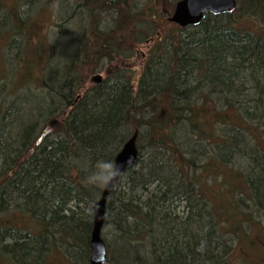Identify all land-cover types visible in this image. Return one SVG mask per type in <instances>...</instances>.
<instances>
[{"label":"trees","instance_id":"trees-1","mask_svg":"<svg viewBox=\"0 0 264 264\" xmlns=\"http://www.w3.org/2000/svg\"><path fill=\"white\" fill-rule=\"evenodd\" d=\"M25 1L0 0V14L8 12L0 32L10 37L1 55L3 73L7 54L19 44L18 86L35 80L37 87H51L53 106L65 107L53 116L55 127L41 99L28 111L18 107L13 118L10 107L0 112V243L4 232L10 235L0 264H45L53 250L71 264H89L92 206L104 187L85 179L98 160L115 156L110 151L120 125L137 123L147 126L153 162L140 171L144 152L138 144L136 166L109 197L107 264H228V235L248 238L241 220L253 221V213H238L229 194V203L226 198L218 206L221 193L208 194L213 179L205 174L216 172L222 191L238 204L250 200L264 210V29L242 23L248 16L264 21L255 16L264 15V0H238L233 12L209 13L186 28L169 22V9L163 10L169 0H76L75 8L87 15L66 9V24L56 28L63 36L53 42L48 31L35 40L34 15L55 5ZM86 20L91 25L85 33ZM138 44H151L140 74L122 64ZM99 69H107L103 81L87 86L89 73ZM183 119L195 136L186 148L172 131ZM208 119L212 129L204 124ZM70 134L76 143L64 145ZM175 200L188 210L180 220L170 209Z\"/></svg>","mask_w":264,"mask_h":264},{"label":"rangeland","instance_id":"rangeland-1","mask_svg":"<svg viewBox=\"0 0 264 264\" xmlns=\"http://www.w3.org/2000/svg\"><path fill=\"white\" fill-rule=\"evenodd\" d=\"M42 1L43 0H41L40 3H42ZM75 1L76 0H51V3L55 5V8L53 7L50 13L44 12V13H40L39 15H34L35 16V26H36V30H37V34H35V37H36L35 40L39 39L40 36L42 34L46 33L47 31H48V33H46V34L49 35L50 40L52 42L55 41L54 38L58 39L57 36H59V35L62 36L63 31H61V30H59V34L56 35L57 24H62V23L67 22V17H69L68 14H65V10L67 9V11H68V9H69V8H67V6H68L67 4L72 3L74 6V3H76ZM172 3H173L172 0H169V3H167V7H169V8L163 9L165 12L168 11L166 9H169V11H168L169 17H171L173 15V11H174L173 9H174L175 4L173 5V7L171 9ZM70 7H71V5H70ZM1 9H3V8H0V10ZM78 10H80V12L85 13L87 15V13L82 8H79ZM250 12L252 13L253 11H250ZM244 15H247V14H244ZM252 16H254V15H252ZM255 16L263 18L264 15H255ZM248 18H249V16L243 18V19H245L242 21V23L244 25H249V26H253V27L257 26V27H259V29H264V21H261V20L259 21V20H257L258 18H255V17L253 18L254 20H249ZM90 24H91V22L88 23V21L86 20L85 28L87 29L90 26ZM75 25H77V24H75ZM165 27L167 29H169V28H172L173 26L167 25ZM173 28L176 29L175 27H173ZM174 29H172V30H174ZM9 40H10V37L8 35H5V33L1 31L0 32V60L4 59V57H2L1 55L5 51V48L7 47L6 46L7 42ZM48 42H49V39H48ZM74 43H75V41H74ZM59 45L60 44H58V46ZM150 45L151 44H147L146 46H144L142 44L136 45L134 52H132V53H134L133 56L130 59H127L126 62H123L122 64H124L127 67V69H129V70L131 69L132 71H136V72H138V74H140L142 71V66L149 56ZM45 47H47V46H45ZM61 52H62V50H61ZM11 53H12V51H10V54ZM10 54H7V56H10ZM3 63L5 64L6 62L4 61ZM3 63L0 62V84H2V85L5 84L6 81H8V78L12 77V76L10 77L8 75L9 74L8 72H11V70H13L14 66H16L14 63V60L12 61V63H11V60H7L8 67L6 66L7 67V69L5 71L6 73H3L4 72V69L2 67ZM1 64H2V66H1ZM11 73H14V72H11ZM18 73H19V71L14 73L15 78H16V81L13 82L14 86H13L12 82L10 81L11 83H8V85L6 84V86H4L5 87L4 90L1 89V87H0V112L4 108L6 109V107H10V109L12 110V113L8 117V119L10 117L11 118L15 117L13 114L15 113V111H17V108L19 106L25 107V110L28 111L29 109H31V107L34 108L35 105H37L38 98L27 97V100H26V96H21V98L19 97V94L23 90L29 89V90H32L34 93H40L41 92V94H46L48 91V87H37L35 80L34 81L31 80V83L29 82L26 85L22 84V85H19L17 87V85H18L17 79L19 76ZM106 73H107V69H104V70L99 69L97 71L95 70V71L89 73L88 80H87V86H91V85L96 84L97 81H95L94 78L98 75L105 77ZM47 74L49 77V73H47ZM46 81L50 86H52V82L50 79H49V81L46 79ZM15 87L17 88L16 91L14 90ZM16 101H18L17 104H15ZM19 108H18V110H19ZM209 118H211V117H209ZM211 119L206 120L204 123L205 126L207 128H210V129H212L214 126V122H212ZM0 121H1V119H0ZM57 121L58 120H55V121L50 120L49 124H51L52 127H55ZM5 127H4V129H6L5 130L6 132L10 131L8 129V127H6V128ZM0 129H1V124H0ZM4 134H7V133H4ZM143 150L145 151V147L142 145V151ZM211 167H212V164H211ZM214 169H216V168H214ZM236 170L237 169L234 167L233 171H236ZM1 171H4V170H1ZM208 175L209 174H205L206 179H208L210 177H212V179H213V185H211L208 188V190H209V191H207L208 194L210 195L211 192L217 191V190L221 193V195L223 194V196L220 195V197L217 201L218 206L221 203L223 204V206L225 205L223 201H225L226 198H228V194H229L230 200L232 199L231 203H233V204H231V206H235L236 207L235 210H237L238 213H242L245 216H246L245 213H248V212L253 213V216H252L253 221L248 222V221H246L247 219L245 217H243V219L241 220V229L246 234V236L248 238H246L245 240H240V238L238 236L234 235V233H232V232H230L228 235V238L231 240V242L233 244V248H232L233 250H230V252L227 256V259L229 260L228 264H264V246L259 245V243H262V239L264 240V210L261 208L259 209V208L255 207L253 202L250 200H246L248 204H242V203L238 204V200L236 201L234 195H232L231 192H228L227 190H223L224 192L222 191L221 188H223V187L221 186V184L218 181H216V177H215L216 172H213L212 176H208ZM204 189H206V187ZM230 200L228 198V203ZM175 201L176 202H174L173 205L171 204L170 209L173 210L177 214L180 213L181 215H185L188 212V210H187V207L182 205V204H184V202L181 203V201H179V200H175ZM228 206H230V205H228ZM239 219L240 218L238 217L237 220H239ZM226 227L227 226L225 225L224 229H226ZM108 229L110 230L111 227ZM107 237H108V235H107ZM109 237H111V236L109 235ZM108 239H110V238H108ZM254 243H256V244L254 245ZM51 252L52 251H48V256H45L46 262L44 260L45 258L43 259L45 264H71L69 258L67 257V255L65 253L61 252L60 250H58V252L56 250H53L52 253Z\"/></svg>","mask_w":264,"mask_h":264},{"label":"water","instance_id":"water-1","mask_svg":"<svg viewBox=\"0 0 264 264\" xmlns=\"http://www.w3.org/2000/svg\"><path fill=\"white\" fill-rule=\"evenodd\" d=\"M236 7V0H179L169 20L182 27L193 26L200 24L208 13H231ZM94 80L100 82L102 77L98 75ZM136 140L137 138L134 136L125 142L115 157V164L120 167L122 174L138 160L139 151ZM118 181L115 182L114 186L105 187L101 199L93 206L94 226L89 245V264H106L108 260V248L103 237V228L106 219L108 197L114 192Z\"/></svg>","mask_w":264,"mask_h":264},{"label":"bare ground","instance_id":"bare-ground-1","mask_svg":"<svg viewBox=\"0 0 264 264\" xmlns=\"http://www.w3.org/2000/svg\"><path fill=\"white\" fill-rule=\"evenodd\" d=\"M37 1H39V0H37ZM237 1V4H238V0H236ZM25 2H31V3H33L34 4V0H27V1H25ZM68 6H67V8H69V9H71V7L73 6V4L71 3V4H67ZM70 5H71V7H70ZM25 7H27V5L25 4ZM76 7V5H75V3H74V6L72 7V9H79L78 7L77 8H75ZM83 9V8H82ZM84 10V9H83ZM8 12H6V11H1V14H0V19H7V17H8V14H7ZM88 13V12H87ZM83 15L84 16H86V14L85 13H83ZM77 18H80V17H77ZM3 24V22L2 21H0V25H2ZM66 24V23H65ZM65 24H64V26H65ZM91 25V24H90ZM10 27H11V25H10ZM90 27V26H89ZM88 27V28H89ZM85 33H86V28H85ZM63 36V35H62ZM62 39L60 38L59 40H58V43L59 44H61L62 42ZM19 44H16V46H15V48L12 50V53L10 54V60H11V63H12V61L13 60H20V58H21V56H22V52H21V48H19V46H18ZM58 48V51L56 52V55H57V53L59 52V46L57 47ZM56 55H54V58L52 59V64H53V62H54V59H55V56ZM0 62L2 63V59L0 60ZM50 67H51V65H50ZM50 67H49V69H50ZM56 66H55V64H54V68H55ZM11 72H14L15 73V68H13V70H11ZM11 72H8L9 74V76L11 77L10 78V80H11V82H12V84H13V86H14V83L13 82H15L16 81V78H15V74L14 73H11ZM49 73V72H48ZM9 81V80H8ZM11 82H9V83H11ZM17 87H18V85H17ZM137 86H135V85H133V88H136ZM53 93V91H52V89H51V87H48V91H47V93L46 94H41V92L40 93H34L32 90H23L20 94H19V97L21 98V96H26V100H27V97H29V98H38V99H41L42 101H44V103L48 106V110H49V113H50V117H51V119H53V116L54 115H56V114H58L59 113V111H61L62 110V108H64L65 107V103H63V102H60V104L57 106V107H54L53 106V102H52V100H51V94ZM194 99V96H190V97H188V98H185L184 100H186V101H191V100H193ZM19 101V100H18ZM18 101H16V103L15 104H17V102ZM181 101H183V100H181ZM20 108H23V106H19ZM64 113V112H63ZM53 121H55L54 119H53ZM143 123H146L147 124V122H143ZM148 124H152V122H148ZM143 129H147V126L145 125V124H142V123H137V124H134V125H131L130 127H126V126H124V125H120V133H119V139L117 140V142L114 144V145H112L111 146V151L110 152H112L113 151V153L115 154V156L113 157V159L111 160L113 163H115V157H116V155L118 154V151H117V148H118V146H119V144H120V142L124 139V141L125 142H127L130 138H132V137H134V136H136V138H137V143L140 145V146H144L145 147V151L143 150L142 152H144V155H143V157H144V165L142 164V167L140 166V165H138V167H137V169H140V167H141V169H140V171H142V172H145L146 171V164H151L153 161H152V159L150 158L149 159V157H147L148 156V148H149V145H150V142H149V137L148 136H146L147 135V131H145V130H143ZM172 130V129H171ZM193 128H192V126L189 124V121H188V119H183L182 121L180 120V121H178L177 123H176V127L172 130L173 131V134L175 135V137H176V139H177V141L181 144V146L183 147V148H186V147H188L186 144L188 143V142H191L192 140L191 139H193V138H195V136H194V134L192 133L193 131ZM122 135V136H121ZM65 137L62 139V141H63V144L65 145V144H67V143H70L71 145H73L74 143H76V141H75V139H74V135H72V134H70V136L68 135H64ZM125 142L123 143V145L125 144ZM73 143V144H72ZM123 145H122V147H123ZM196 146H198V145H196V144H193V147H196ZM121 147V148H122ZM147 148V149H146ZM121 150V149H120ZM199 150L201 151V157L203 158L204 156H205V152L203 151L204 149H202V148H199ZM202 151L204 152V153H202ZM164 158L165 159H168L169 158V154H165L164 155ZM138 162V161H137ZM137 162L132 166V167H130V168H133V167H135L136 166V164H137ZM152 166V165H151ZM172 168H173V171H175V166L172 164ZM129 168V169H130ZM139 171V172H140ZM172 171V172H173ZM176 172V175H178V173H177V171H175ZM169 174H170V172H169ZM161 175V174H160ZM163 177L165 176L166 177V175H162ZM122 177H123V175H122ZM122 177L119 179V181H118V184L121 182V180H122ZM117 184V185H118ZM101 199V198H100ZM99 199V200H100ZM99 200H97L95 203H97ZM94 203V204H95ZM94 204H93V206H94ZM183 206H184V204H182ZM93 206H92V210H93ZM186 207V206H185ZM106 212H107V208H106ZM186 215H188V212L185 214V215H181L180 213H175V216L180 220L181 218H183V217H185ZM9 237H10V235L8 234V233H6V232H4V234H3V242L2 243H0V252H3L2 250H6L5 248H4V246L3 245H5V242L7 243V241H8V239H9ZM228 245H229V249L228 250H233L232 248H233V244H232V242H231V240L229 239L228 240ZM133 248V247H132ZM230 252V251H229ZM5 254H6V252H4ZM89 260H90V258H89ZM41 264H44V263H41ZM217 264H220V263H217Z\"/></svg>","mask_w":264,"mask_h":264},{"label":"clouds","instance_id":"clouds-1","mask_svg":"<svg viewBox=\"0 0 264 264\" xmlns=\"http://www.w3.org/2000/svg\"><path fill=\"white\" fill-rule=\"evenodd\" d=\"M120 167L109 160H98L95 164V170L85 179V183L94 187L114 186L122 177Z\"/></svg>","mask_w":264,"mask_h":264}]
</instances>
